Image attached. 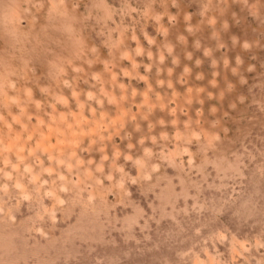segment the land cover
I'll return each mask as SVG.
<instances>
[{"label": "clouds", "instance_id": "obj_1", "mask_svg": "<svg viewBox=\"0 0 264 264\" xmlns=\"http://www.w3.org/2000/svg\"><path fill=\"white\" fill-rule=\"evenodd\" d=\"M149 244L264 264V0H0V264Z\"/></svg>", "mask_w": 264, "mask_h": 264}, {"label": "rangeland", "instance_id": "obj_2", "mask_svg": "<svg viewBox=\"0 0 264 264\" xmlns=\"http://www.w3.org/2000/svg\"><path fill=\"white\" fill-rule=\"evenodd\" d=\"M233 32H235L236 34H240L239 30L237 29H232ZM249 34L251 35V30L248 29ZM207 35L208 33L205 32L203 35V39L206 43H212L214 44V42H209L207 41ZM225 39L227 40V36H225ZM191 43V41H190ZM189 51H192L191 48H189ZM197 56L201 55V53H196ZM220 54L216 53V56L218 57ZM229 56L230 58H232L233 63H234V56L235 53L234 52H229ZM245 59H247V57H245ZM206 74L210 73V69L208 67L207 62L205 63V65L203 66L202 69ZM210 75H206V80L204 81V83H207V79H210ZM230 79H232L231 76H229ZM223 86V85H222ZM211 104H215V101L210 102ZM208 104L206 103L205 105V111L207 113V108H208ZM159 115V114H158ZM256 131H259V129H256ZM141 250L143 252V254L138 253L135 248L133 247V258L130 262V264H163V260L164 257L166 256H170V253L168 252V250L166 248H162L159 252H148L147 249L151 248L152 246L149 245H141ZM221 251H224V249H221Z\"/></svg>", "mask_w": 264, "mask_h": 264}]
</instances>
